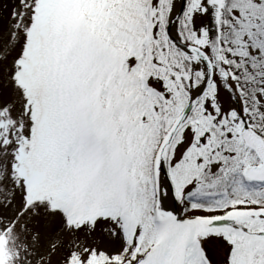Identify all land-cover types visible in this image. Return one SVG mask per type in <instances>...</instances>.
<instances>
[{
  "label": "snow or ice",
  "instance_id": "snow-or-ice-1",
  "mask_svg": "<svg viewBox=\"0 0 264 264\" xmlns=\"http://www.w3.org/2000/svg\"><path fill=\"white\" fill-rule=\"evenodd\" d=\"M0 264H264V0H0Z\"/></svg>",
  "mask_w": 264,
  "mask_h": 264
}]
</instances>
